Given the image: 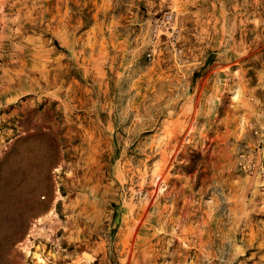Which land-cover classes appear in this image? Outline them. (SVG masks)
<instances>
[{"label":"rangeland","instance_id":"obj_1","mask_svg":"<svg viewBox=\"0 0 264 264\" xmlns=\"http://www.w3.org/2000/svg\"><path fill=\"white\" fill-rule=\"evenodd\" d=\"M263 137L264 0H0V264H264Z\"/></svg>","mask_w":264,"mask_h":264},{"label":"built area","instance_id":"obj_2","mask_svg":"<svg viewBox=\"0 0 264 264\" xmlns=\"http://www.w3.org/2000/svg\"><path fill=\"white\" fill-rule=\"evenodd\" d=\"M256 133L259 132V129L256 127H253ZM258 156H257V169L258 172H261L262 176H264V137L260 138L258 144H257Z\"/></svg>","mask_w":264,"mask_h":264}]
</instances>
